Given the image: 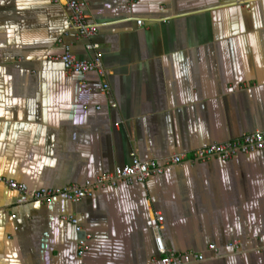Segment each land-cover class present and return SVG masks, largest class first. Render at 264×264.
<instances>
[{"label": "crops", "instance_id": "obj_1", "mask_svg": "<svg viewBox=\"0 0 264 264\" xmlns=\"http://www.w3.org/2000/svg\"><path fill=\"white\" fill-rule=\"evenodd\" d=\"M86 1L110 97L97 73L67 75L50 61L65 45L79 60L94 56L66 6L0 0V180L83 186L133 152L187 162L78 205H18L0 183V264H161L157 213L168 249L204 254L193 264H264V150L188 161L206 143L264 130V0ZM66 216L92 236L85 258Z\"/></svg>", "mask_w": 264, "mask_h": 264}, {"label": "built area", "instance_id": "obj_2", "mask_svg": "<svg viewBox=\"0 0 264 264\" xmlns=\"http://www.w3.org/2000/svg\"><path fill=\"white\" fill-rule=\"evenodd\" d=\"M53 3H60L67 7L69 10L68 28L75 30L80 38L88 40L85 49L88 53L94 55L88 60H79L73 53L71 45H65L64 51L61 55L50 58L51 62L59 63L65 74L71 75H89L97 73L103 82L102 93L110 97L112 94V87L108 81L109 73L104 66V53L102 48L94 40L98 33L97 24H92L88 21L87 8L88 3L86 0H53ZM140 26L144 23L139 20ZM66 35V31L63 33ZM61 39H58L60 42ZM111 109H118L117 103H111ZM85 109H88L86 107ZM102 110V106L97 107ZM117 127L120 123H117ZM264 150V130H257L252 133L242 135L240 138L228 140L222 143H206L197 149L191 160L199 161L207 160L212 157H220L222 159H232L233 157L246 154L250 155L254 152ZM185 161L183 154H173L166 158L162 163L159 160H146L143 161L139 158L136 152L131 154V163L125 165L123 168H116L111 174L98 177L94 181H88L85 185H73L64 188H49L31 191L26 185L18 184L14 181H3L0 183L8 185L9 189L15 192L18 196V205H28L35 203L38 205L49 206L56 199L63 198L67 202L78 205L84 200L94 197L95 192L99 190L115 189L120 183H125L128 186L142 185L148 180L160 177L170 172L172 168L181 165ZM157 221L154 226L155 242L158 252L162 255L160 260L161 264H193L203 262L205 256L202 253L184 252L177 253L166 247L163 237L160 233L161 226L164 222V217L160 214H154ZM15 219V216L12 217ZM64 221L71 223L78 235L81 236L78 243V256L85 258L87 252L90 250L89 244L92 240L91 234L84 231L83 226L80 224L76 216L63 217ZM241 242L234 240L227 243V247L233 250H240ZM209 250L217 252V247L212 244Z\"/></svg>", "mask_w": 264, "mask_h": 264}, {"label": "rangeland", "instance_id": "obj_3", "mask_svg": "<svg viewBox=\"0 0 264 264\" xmlns=\"http://www.w3.org/2000/svg\"><path fill=\"white\" fill-rule=\"evenodd\" d=\"M243 135H244V134H243ZM240 137H241V136H240ZM240 137H239V138H240ZM236 139H237V138H236Z\"/></svg>", "mask_w": 264, "mask_h": 264}]
</instances>
